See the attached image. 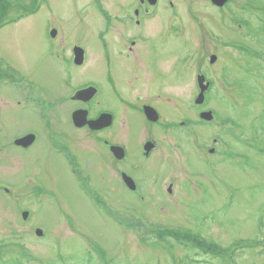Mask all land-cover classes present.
<instances>
[{"label": "rangeland", "instance_id": "obj_1", "mask_svg": "<svg viewBox=\"0 0 264 264\" xmlns=\"http://www.w3.org/2000/svg\"><path fill=\"white\" fill-rule=\"evenodd\" d=\"M28 1L10 0L11 16L19 2L28 6ZM46 1L40 14L0 30V64L7 62L21 71L11 72L14 82H22L32 100L21 115L17 105L21 96L11 88L0 89V113L9 115V131L13 132L1 129L0 139L8 136L12 141L23 132L38 137L27 152L2 141L8 147L0 151V264H264V0H233L224 10L209 0L175 3L187 28H200L195 47L203 60L207 57L201 69L212 77L214 91L206 108L215 115L212 123L202 124L204 120L192 106L195 65L189 76L182 61L187 52L183 43L177 37L154 40L161 57L179 59L172 66L177 79L172 72L168 92L174 99H169L171 111L165 119L177 128L157 130L163 148L152 161L144 162L148 173L159 177L156 199L137 203L132 199L135 195L122 191L120 176L100 135L72 127L76 105L69 101L74 95L71 89L96 85L100 96L94 108L117 111V141L137 155L140 142L154 139L143 137L145 123L135 111L126 115L103 95L109 85L100 45L108 25L101 11L115 9L109 11L119 16L122 0ZM4 12L0 5V17ZM163 16L168 19L169 14ZM160 18L154 27H160ZM54 27L59 33L56 42L48 33ZM113 28L121 26L118 23ZM114 43L120 46L119 40ZM52 44L61 46L66 60L75 45L87 49L84 66L70 67L73 86L69 89L60 79L66 81L70 68L56 64ZM214 53L220 57L211 65ZM146 61L150 66L155 62ZM132 67L129 62L118 64V75H124V79L117 78L119 84L124 85ZM179 73L187 77L180 78ZM166 80L158 77V85ZM59 85L63 86L61 94L51 95ZM56 97L60 101L56 109L35 111L41 101L54 106ZM125 121H131L132 128L124 126ZM183 121L187 122L181 127ZM185 133L189 136L184 137ZM61 145L71 148V157L56 154ZM214 148L216 155L212 156ZM67 159L73 160V171ZM79 161L89 164L82 174L84 180L74 172L78 167L84 171ZM125 166L129 168V163ZM118 169L124 170L122 165ZM170 186L172 194L168 193ZM22 201L28 204L19 207L30 213L27 222L16 206ZM149 202L152 210L145 209ZM125 205L127 209H121ZM168 229L189 233L172 231L170 241L163 242L160 234L169 233ZM36 230L44 236H36ZM202 241L218 248L205 249Z\"/></svg>", "mask_w": 264, "mask_h": 264}, {"label": "flooded vegetation", "instance_id": "obj_2", "mask_svg": "<svg viewBox=\"0 0 264 264\" xmlns=\"http://www.w3.org/2000/svg\"><path fill=\"white\" fill-rule=\"evenodd\" d=\"M196 0H122L121 2V13L119 16H114L112 12L115 9H110L105 11H101L103 16L106 18V22L108 27L105 28V33L103 35V41L100 46H102L103 56H104V63L105 66L103 68V74L105 76V83L109 86L104 87L103 95L109 96V98L112 100L115 105H119L122 109L121 112H124L126 115L132 114L131 111H135L138 114V117L144 121L145 127L143 132V137H153V140L144 139L143 142H140L141 147H139V150L137 151V155L130 152L129 147L123 143L122 141H117L114 136L116 124H117V111L115 108L111 109H105V110H98L94 108V105H96V99L100 96V89L96 85L91 84H85L82 85V87H76L73 90L74 95L71 97L69 101L73 103L75 106L74 111L72 112L71 118L73 119L74 113L78 110H83L88 112V119L90 121H96L98 120L102 115H106L105 122L101 123L99 125L98 130H94L91 126L85 125L83 128H77L78 124H76L75 119L74 124L72 121V127H74L76 130L86 131L93 134H99L101 138L96 136V138H99L100 141H103V145L105 146V149L108 154V158L111 162L114 164V171L118 172L120 176L121 181V187L122 191H125L126 193H130L131 195H135L132 199L134 202L137 203V201H155L156 194H154V191L156 190L157 182L159 180V177L156 173H148L147 169V161H152L155 157V155L163 148L161 145L160 140L157 138V130L160 128L163 132L167 131L168 128L173 127L177 128V125L173 122H169L167 117V114L171 111V107L169 106L170 101L169 99L174 96L173 94L169 93L168 90L170 89V85L172 82L171 74L174 73V79L176 78L175 73V67L173 69L172 66L176 62L174 58L171 59L170 57L165 58L161 57V55L158 52V48L153 45L154 40H161L162 42L167 41L169 37H177L179 41H181L184 45L183 48L187 51L186 54L183 56V63L187 65V71L188 75H191V68L193 69V64L195 65V73L193 79H197V87H195V95L192 99V106L194 104L195 111L199 118H201L202 114L204 113H213L215 115L214 110L207 109V104L209 103V98L214 91V83L212 80V77L210 74H208L205 70L201 69V65L206 62V56L205 60H203V54L199 53L197 51V48L195 47V42L200 38V28L198 27L195 30L188 29L187 23L180 20V15L177 11H175V3L182 4L183 2L192 3ZM210 1V0H209ZM233 0H229V2L224 6V8L219 10H224L227 8ZM245 2H250L248 0H244ZM46 0H29L28 1V8L33 11L37 8L39 9L38 13L40 14L44 8L46 7ZM204 2V1H203ZM42 3V4H41ZM251 3V2H250ZM161 5H165L166 7L163 8ZM166 10V13H163L162 11ZM169 14V17L167 19V16L163 15ZM158 15L161 16L160 18V27H158V24L156 27L155 20L158 18ZM116 20V23H115ZM120 24L121 28H113L114 25ZM234 23L238 24V21H234ZM202 26V23L200 24ZM203 27V26H202ZM203 29L206 30V28L203 27ZM116 31V32H113ZM207 31V30H206ZM49 37L53 42H56L58 40L57 37H59L58 30L54 27L49 30ZM54 33V37L53 36ZM212 33V32H210ZM208 34V33H207ZM252 34V33H250ZM117 35L115 39H113L112 36ZM219 36V38H222V35L216 34ZM120 36V38H118ZM209 36H211L209 34ZM114 40L120 41V46L114 43ZM188 42V44H186ZM76 47L81 48L83 51H85V62L88 58V52L87 49H85L81 45H75L72 49ZM51 51V57L54 59L56 64H58L60 67H62V64H65L66 68L69 69L72 67V65L75 68H81L75 65L74 62V53L72 54L71 58L66 60L63 57V51L61 46L55 44L50 46ZM194 57V61L192 58ZM219 55L215 54L211 56V65H214L218 62ZM63 58V61H62ZM215 58V62L212 63V59ZM135 59V60H133ZM146 59L154 60L153 65L150 66ZM159 60V61H158ZM121 62H129L133 66L129 73L125 76L126 81L124 85H121L118 83L117 78H123L124 75H118V64ZM193 62V63H192ZM0 64V89H7L11 88L16 94H19V97L21 96V99L17 101V105L21 107V115L24 110L27 109V106L29 105L30 98L27 96V89L22 82L18 80L17 83L14 82V76L11 72H15L17 74H21L20 72H17L18 68L15 69L14 66H11L7 62H1ZM163 64V66L161 65ZM84 66V65H83ZM82 66V67H83ZM55 68V67H54ZM153 69V70H152ZM56 73L58 68L56 69ZM73 71L72 68L67 70L68 77L66 81H63L60 79L61 84L63 83L65 88L69 89L73 86L72 83V75L69 74ZM221 73H223L224 76V69L221 70ZM158 77L160 78H167V80L164 83H159L158 85ZM178 77H187L184 74L178 75ZM204 77L206 80V84H209L208 91L205 92V101L203 104L198 105L196 104V101L198 100L199 96L201 95V88L205 87V85L199 84L200 78ZM177 79V78H176ZM112 82L114 84H112ZM23 86H22V85ZM162 84V85H161ZM9 85V86H8ZM60 89L58 90V87H54L52 89L51 95H58L61 94V90H63V86L59 85ZM89 88L96 89L95 91H89L87 94H85L82 98L84 100H74L73 97L82 90H87ZM146 90L145 93H143V90ZM207 90V89H206ZM96 92L95 96L92 98L94 93ZM174 98H171L173 100ZM41 101V100H40ZM172 103V101H171ZM60 104V101H57L55 105L51 102H40V105L35 108L36 110H43V112L46 111H53L54 108L56 109L58 105ZM160 104V105H159ZM96 109V111H94ZM116 111V113H115ZM135 115V114H134ZM9 115L5 114L4 112L0 113V131L1 129L6 132L13 133L9 131L12 121L8 123V117ZM85 114H82L78 119H80L82 122L84 121ZM10 118V117H9ZM11 119V118H10ZM134 119V118H133ZM22 120V119H21ZM138 120V119H137ZM187 121H183L181 123V127L185 126V123ZM131 121H125L123 123L124 126L127 128H132L133 125H131ZM206 122L203 121L202 124H205ZM47 127H52L51 124H46ZM165 130V131H164ZM50 131V130H49ZM168 132V131H167ZM101 133V134H100ZM32 133L30 132H23L18 136L12 137V141L10 137L6 136L2 140L0 139V151L5 150L8 145L6 144L5 147L3 145V142H8V144L11 143L13 146V149H17L22 152L29 151L32 147H24L21 145H17V142L20 140L28 137ZM38 135V134H37ZM188 134H184V137ZM39 136V135H38ZM53 135L49 136L52 137ZM189 136V135H188ZM37 137V136H36ZM38 139V137H37ZM3 141V142H2ZM38 140H36L37 142ZM35 142V143H36ZM102 142V141H101ZM216 143V142H215ZM67 146L61 145V149L56 152L58 153H64L67 157H71V148ZM216 148L212 149L210 151V155L214 156L216 155ZM8 158V157H7ZM133 158L138 159L137 161L133 160ZM80 162V161H79ZM129 163V168H126L125 163ZM84 166L83 168L78 167L77 171H74L77 173L80 180H84L82 177V174H86V170H89V164L86 161L80 162ZM73 160L67 159V166L68 168L73 167ZM123 166L124 170L120 171L118 169V166ZM74 169V168H73ZM86 180V179H85ZM88 181V180H86ZM150 187L152 190H150ZM172 186H170L168 193L172 194ZM2 190V187H0V191ZM5 194L9 193L10 190L4 189ZM106 193V191H105ZM4 194V193H3ZM25 196H27V193H25ZM26 201H22L20 203H17V208L19 211L26 212L27 210L25 208L20 209V206H28V204L25 203ZM128 206H124L121 209H127ZM161 208V207H160ZM145 209L152 210L153 209V203L149 202V205L145 207ZM160 210V209H157Z\"/></svg>", "mask_w": 264, "mask_h": 264}, {"label": "water", "instance_id": "obj_3", "mask_svg": "<svg viewBox=\"0 0 264 264\" xmlns=\"http://www.w3.org/2000/svg\"><path fill=\"white\" fill-rule=\"evenodd\" d=\"M229 0H211V2L217 6V7H224V5L228 2ZM75 54H76V63L78 65H81L83 63L84 60V52L81 49H75ZM216 60L215 58L212 59V63H214ZM204 82V78H200V84L202 85ZM206 87L202 88V94L200 96V98L197 101V104H202L204 101V92L206 91ZM89 91H84L79 93L75 99H82V97L87 94ZM82 114H85L84 116V121L82 122L80 119H78ZM87 113L83 112V111H79L74 115V119L76 124H78V126H85L86 124H88L89 126H91L93 129H99V125L101 124L102 120L97 121V122H88L87 118H86ZM202 118L206 119V120H212V116L210 113L208 114H203ZM86 120V121H85ZM105 122V120L103 121V123ZM35 142V136H29L25 139L20 140L19 142H17V145H21L24 147H29L31 146L33 143ZM28 218V214H24V219L27 220ZM37 235L38 236H43V233L41 231H37Z\"/></svg>", "mask_w": 264, "mask_h": 264}, {"label": "trees", "instance_id": "obj_4", "mask_svg": "<svg viewBox=\"0 0 264 264\" xmlns=\"http://www.w3.org/2000/svg\"><path fill=\"white\" fill-rule=\"evenodd\" d=\"M9 4H10V0H0V5H4V7H5L4 15H2L0 17V28L5 27L7 25L15 24V23L19 22L20 20H22L24 17L29 16L33 12L26 5H24L22 2H19L18 3L19 7H16V10H15L16 14L11 16V13L13 11L8 9V8H11L8 6ZM172 231L173 230L169 231V233L163 232L162 234H160L161 241H163V242L169 241L168 239H170V237H172L170 235L172 233ZM178 232H180V231H178ZM182 233L186 234L185 232H182ZM190 237H192V236H190ZM202 242L204 243L205 249L212 248V247L218 248L216 245H213V246L208 245V242H206V241H202Z\"/></svg>", "mask_w": 264, "mask_h": 264}]
</instances>
